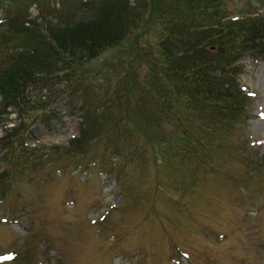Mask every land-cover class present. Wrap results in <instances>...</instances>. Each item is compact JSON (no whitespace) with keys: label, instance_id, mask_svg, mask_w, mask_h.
<instances>
[{"label":"rangeland","instance_id":"374dc122","mask_svg":"<svg viewBox=\"0 0 264 264\" xmlns=\"http://www.w3.org/2000/svg\"><path fill=\"white\" fill-rule=\"evenodd\" d=\"M94 1L99 0H50L38 20L55 24L66 16L86 14ZM224 1L227 18L264 13V0ZM20 9L26 20L38 13L35 5ZM0 13L1 34L9 22L8 13ZM145 20L130 34L133 39L122 44H141L152 57L154 44H160L159 29ZM116 51L105 50L81 69L98 73L96 78L105 72L114 77L122 63L120 54L113 55ZM133 51L129 70L136 66L140 79L148 81L151 72L144 57L138 49ZM122 58L126 61L127 55ZM235 65L241 73L232 81L240 89L244 86L242 94L249 96L242 104L246 124L224 137L229 144L224 155L230 157L200 159L194 162L197 168L187 170L180 166L183 157L170 168L173 157L168 155L162 159L169 167L161 160H148L141 169L118 150L92 155L91 169L74 170L65 149L80 134L85 99L90 119L126 105L138 119L140 99L133 94L126 105L102 107L101 94L83 93L91 73L70 91H64L65 76L36 81L30 88L32 100L52 103L50 108L60 111L63 119L51 132L40 117L24 124L21 142L29 148L25 165L15 169L12 182L5 180L0 186V264H264V170L256 167L264 151V58L246 54ZM4 116L0 137L21 120L14 113ZM164 116L156 121L168 132L173 128ZM122 124L121 130L128 121ZM8 149L0 146V173L10 168L3 157ZM202 163L210 168L199 167Z\"/></svg>","mask_w":264,"mask_h":264},{"label":"trees","instance_id":"16d2710c","mask_svg":"<svg viewBox=\"0 0 264 264\" xmlns=\"http://www.w3.org/2000/svg\"><path fill=\"white\" fill-rule=\"evenodd\" d=\"M49 1L0 0V11L8 13L9 22L0 34V51L5 55L0 61V122L8 108L22 118L18 127L0 139V146L9 148L3 157L10 166L0 173V182H12L17 177L15 169L25 164L29 149L21 142L24 121L40 117L48 132L62 123L63 116L50 108L51 103L31 100V85L65 76L64 91H70L91 73L80 65L115 47L113 55L120 54L122 60L120 73H112L114 77L100 73L99 78L95 77L98 73H91L89 88L83 93L101 94L102 107L107 109L109 104L126 105L127 99L137 94L140 118L126 105L124 110L90 119L86 98L80 137L63 148L73 166L87 167L92 155L96 158L95 154L105 151L106 156L116 150L141 169L148 160H161L169 167L171 164L162 159L167 155L173 157V169L179 158H185L179 159L184 170L197 168L194 162L200 159L208 162L215 155L230 157L224 155L229 148L224 137L246 123L242 104L247 96L232 81L241 73L235 62L246 54L264 58V15L226 18L224 0H133L132 4L128 0H99L86 14L66 16L55 24L37 21L38 16L24 24L25 15L19 14L22 6L36 4L41 16ZM143 18L159 29L160 44H154L152 57L141 44H122L131 40L130 34ZM134 49L143 55L151 72L148 81L140 79L136 66L129 70ZM123 55H127L126 61ZM120 97L126 100L121 102ZM164 114L173 128L168 132L156 121ZM124 121L128 126L121 130ZM185 146L190 149L185 151ZM258 166L264 170V152L256 159ZM199 167L209 166L202 163Z\"/></svg>","mask_w":264,"mask_h":264},{"label":"snow or ice","instance_id":"6c2138e0","mask_svg":"<svg viewBox=\"0 0 264 264\" xmlns=\"http://www.w3.org/2000/svg\"><path fill=\"white\" fill-rule=\"evenodd\" d=\"M8 258H10V257H8Z\"/></svg>","mask_w":264,"mask_h":264}]
</instances>
